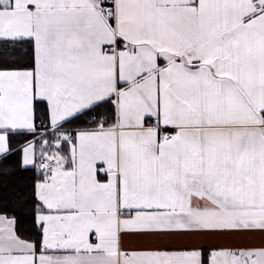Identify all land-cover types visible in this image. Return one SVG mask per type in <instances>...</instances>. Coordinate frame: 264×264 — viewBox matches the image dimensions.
Segmentation results:
<instances>
[{
    "label": "snow or ice",
    "instance_id": "snow-or-ice-1",
    "mask_svg": "<svg viewBox=\"0 0 264 264\" xmlns=\"http://www.w3.org/2000/svg\"><path fill=\"white\" fill-rule=\"evenodd\" d=\"M0 264H264V0H0Z\"/></svg>",
    "mask_w": 264,
    "mask_h": 264
}]
</instances>
